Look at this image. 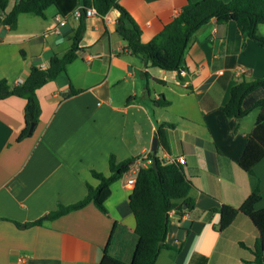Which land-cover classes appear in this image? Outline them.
Masks as SVG:
<instances>
[{"label": "crops", "instance_id": "obj_1", "mask_svg": "<svg viewBox=\"0 0 264 264\" xmlns=\"http://www.w3.org/2000/svg\"><path fill=\"white\" fill-rule=\"evenodd\" d=\"M188 1L119 0L141 27L144 42ZM54 10L51 17L47 11L45 17L20 13L16 28L0 25V78L23 81L34 64L47 66L52 52L62 55L71 46L79 19L73 12ZM118 15L111 8L103 16H87L76 58L37 90L41 113L31 136L17 140L25 126L26 99L0 98V264H28L29 258L100 264L113 229L110 251L131 259L136 220L130 207L133 186L127 180L148 165L145 156L152 152L160 122L174 127L168 128L169 149L158 137L157 153L166 160L185 157L197 203L183 214L170 211L166 241L171 247L161 249L156 264H256L253 252L240 244L252 247L260 236L250 216L239 212L220 231L221 214L212 208L240 206L256 179L262 191L256 207H264V157L254 175L238 163L259 110L238 118L222 109L235 83L264 76V46L243 36L235 20L213 18L191 37L179 69L146 68L117 31ZM25 19L28 25L22 24ZM70 84L80 91L64 96ZM161 95L170 103L152 102ZM263 95L264 88L253 96ZM111 153L119 161L137 159L112 184L105 202L108 214L90 202L42 225L17 226L15 221L43 216L59 202L81 199L87 183H99L93 169L110 174Z\"/></svg>", "mask_w": 264, "mask_h": 264}, {"label": "trees", "instance_id": "obj_2", "mask_svg": "<svg viewBox=\"0 0 264 264\" xmlns=\"http://www.w3.org/2000/svg\"><path fill=\"white\" fill-rule=\"evenodd\" d=\"M11 9L0 16V25L8 24L16 28L20 13L32 12L46 16V9L55 5L62 15H68L77 7L81 8L78 26L73 35L71 46L62 54L52 52L49 55L47 66L34 64L27 77L19 83L12 84L6 78H0V98L9 95H18L26 99L24 107L25 126L19 132L17 140L31 136L40 119L41 105L37 90L48 80L54 78L59 72L66 69L69 62L76 58L81 48L80 40L86 27V10L94 7L101 16L111 8L119 11L117 18V31L126 41L127 47L133 54L139 55L144 66H157L167 70L179 69L184 62L186 47L195 34L209 20L215 18L218 22L235 20L239 31L243 36L256 40L264 46V33L260 31V25L264 24V0H189L180 13L167 22L164 27L149 41H142V29L130 12L119 0H13ZM11 0H0V10L6 11ZM23 53V50H21ZM24 54V53H23ZM147 78L148 70L143 71ZM264 88V76L253 80H241L231 87L230 97L222 106L228 116L244 117L254 108H259V113L253 129L248 134V140L238 160L239 165L248 173L254 175V166L264 157V95L258 98L254 93ZM80 91L70 84L64 96H70ZM158 105L170 103L163 95L151 99ZM33 129H30L32 123ZM174 127L171 122H160L158 125V137L165 149L168 145V128ZM148 157L156 159L157 168L142 166L139 168L136 182L130 195V207L136 220V243L129 260L110 251L111 240L104 248V255L100 264H156L160 251L164 247H171L167 243L170 211L175 210L181 214L191 211L196 206L194 191L196 185L187 175L183 163L177 159L166 160L153 151ZM137 156H131L119 161L114 153L109 156L110 174H105L96 169L92 174L99 179L97 185L87 183V192L79 200L65 204L59 202L56 208L51 209L45 215L28 221H15L19 227L42 225L46 220H53L73 210L80 209L93 202L104 213H109L106 199L112 193V184L120 179L131 169ZM262 198V191L258 180L240 206L222 203L212 210L219 211L221 219L217 225L218 230H224L235 219L239 212H244L257 226L260 236L254 246H247L254 254L253 261L256 264H264V207L257 208L256 204ZM116 224V223H115ZM114 224V225H115ZM187 232L189 226L185 225ZM183 245L177 247L180 250ZM204 260L207 261L205 256ZM28 264H60L59 260L29 258Z\"/></svg>", "mask_w": 264, "mask_h": 264}, {"label": "built area", "instance_id": "obj_3", "mask_svg": "<svg viewBox=\"0 0 264 264\" xmlns=\"http://www.w3.org/2000/svg\"><path fill=\"white\" fill-rule=\"evenodd\" d=\"M95 13H97L96 9L94 7H88L87 10H86V15L90 16V15H94ZM73 15L75 16V18L79 19L80 15H81V8L80 7H77L74 11H73ZM57 18L60 20V23L61 24H64L66 23V21L61 17V16H57ZM42 66H46L45 63L41 64ZM20 82H22L20 80ZM19 83V82H18ZM147 158V164L150 165L152 163V159L147 156H145ZM172 159H177L179 162L181 163H184L186 161L185 157L183 155L181 156H178L176 158H172ZM147 165V166H148ZM133 166V165H131ZM136 177L137 175H133V176H130L127 180V183L131 186H134L135 182H136Z\"/></svg>", "mask_w": 264, "mask_h": 264}, {"label": "water", "instance_id": "obj_4", "mask_svg": "<svg viewBox=\"0 0 264 264\" xmlns=\"http://www.w3.org/2000/svg\"><path fill=\"white\" fill-rule=\"evenodd\" d=\"M35 126V123L33 122L30 126V129H33ZM158 146H159V140H158V136H155L153 138V141H152V146H151V149L154 153H157V150H158ZM152 166L157 168V163H156V159H153L152 160Z\"/></svg>", "mask_w": 264, "mask_h": 264}, {"label": "rangeland", "instance_id": "obj_5", "mask_svg": "<svg viewBox=\"0 0 264 264\" xmlns=\"http://www.w3.org/2000/svg\"><path fill=\"white\" fill-rule=\"evenodd\" d=\"M54 8H55V6H50V7L46 10V11L49 13V14H48L49 17H51V14L54 13V11H55ZM25 16H33V14H32V13H26ZM22 24H23V25H28V24H27V20H26V19H25V21L23 20V21H22ZM260 26H261V27H260V31H261V32H264V24H263V25H260ZM253 110H254L253 112H256V110H259V109H258V108H254Z\"/></svg>", "mask_w": 264, "mask_h": 264}]
</instances>
